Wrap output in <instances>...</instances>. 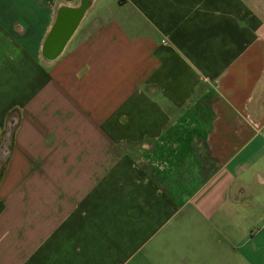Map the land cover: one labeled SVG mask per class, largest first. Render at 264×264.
Listing matches in <instances>:
<instances>
[{
  "label": "crops",
  "instance_id": "obj_1",
  "mask_svg": "<svg viewBox=\"0 0 264 264\" xmlns=\"http://www.w3.org/2000/svg\"><path fill=\"white\" fill-rule=\"evenodd\" d=\"M0 204V264H264V0H0Z\"/></svg>",
  "mask_w": 264,
  "mask_h": 264
},
{
  "label": "water",
  "instance_id": "obj_2",
  "mask_svg": "<svg viewBox=\"0 0 264 264\" xmlns=\"http://www.w3.org/2000/svg\"><path fill=\"white\" fill-rule=\"evenodd\" d=\"M80 13V9L76 11L60 10L58 22L50 31L45 44V55L47 57H51L61 48L71 28L77 22Z\"/></svg>",
  "mask_w": 264,
  "mask_h": 264
},
{
  "label": "trees",
  "instance_id": "obj_3",
  "mask_svg": "<svg viewBox=\"0 0 264 264\" xmlns=\"http://www.w3.org/2000/svg\"><path fill=\"white\" fill-rule=\"evenodd\" d=\"M2 207V204H0V208Z\"/></svg>",
  "mask_w": 264,
  "mask_h": 264
}]
</instances>
